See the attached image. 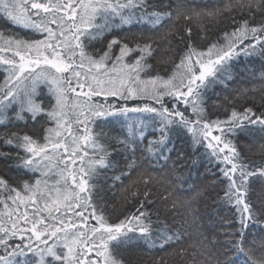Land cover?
Wrapping results in <instances>:
<instances>
[{
  "label": "snow or ice",
  "instance_id": "snow-or-ice-1",
  "mask_svg": "<svg viewBox=\"0 0 264 264\" xmlns=\"http://www.w3.org/2000/svg\"><path fill=\"white\" fill-rule=\"evenodd\" d=\"M206 7L196 10L184 0H0V18L31 34L0 29V66L6 73L0 87V124L6 130L0 141L18 150L0 151V158L12 159L10 167L21 170L10 179L0 175V264H120L113 253L133 241L180 245L183 232L154 237L153 216L158 221L161 211L179 204L195 219L202 191L189 185V197L181 199L175 190L183 189L184 170L198 173L204 161L212 185H224L223 203L237 210L239 228L225 231L223 240L201 234L189 245L195 249L189 264L197 259L199 264H264V240L246 236L251 227L264 232V205L254 208L246 199L250 180L264 182V160L247 159L236 143L242 134L258 133L264 140V112L236 106L256 92L264 104V77L258 86L230 87L241 57L264 58V0H216ZM205 18L213 29L218 22L224 27L219 39L200 48L193 40L207 39L210 29L201 25L194 37L188 22ZM117 19L120 25L147 28L105 39ZM177 50L173 70L157 72L151 61ZM217 84L219 93L213 91ZM221 99L230 107L223 108V119H213L209 110L221 108ZM130 100L150 103H119ZM73 110L87 134L72 131ZM114 116L125 119L123 138L105 131L106 118ZM21 123L39 126V134L17 128ZM253 144L264 154V143ZM50 173L56 176L52 186ZM99 179L110 182V189L119 185L124 202L135 201V211L110 222L117 209L108 211ZM158 184L163 191H154ZM158 202L161 206L150 211ZM183 252L178 248L176 254Z\"/></svg>",
  "mask_w": 264,
  "mask_h": 264
},
{
  "label": "trees",
  "instance_id": "trees-1",
  "mask_svg": "<svg viewBox=\"0 0 264 264\" xmlns=\"http://www.w3.org/2000/svg\"><path fill=\"white\" fill-rule=\"evenodd\" d=\"M156 3H173L174 0H155ZM184 2L191 8L196 10H207L206 6H209L216 2V0H184ZM235 13H233L234 15ZM240 17H237L239 19ZM260 17L256 16L255 20H259ZM114 23V29L112 32L108 33L105 39H110L113 35L117 36H125L130 35L132 33H136L142 29L147 28V25H120L119 20L117 19ZM181 30L185 21L181 20L180 22ZM191 24L193 28V36L195 37L201 31V25L208 27L210 30L207 33V39L198 40L194 39L193 44L198 45L200 48H204L207 46L209 40H217L220 38V28L224 27L221 22H218L216 27L213 29L209 24L208 19H203L200 23L195 21L188 22ZM0 29L11 30L15 33L30 37V33L23 29H12L9 22L0 18ZM247 42V41H246ZM176 43V41H174ZM180 48H183V45H180ZM4 55L10 56L11 53H5ZM180 55L179 50L175 54L164 52L159 60H152L151 63L153 67L156 68L157 72L160 74H164L165 72L170 73L174 67V61L178 63V57ZM81 71H85L86 69H82ZM233 74L235 79L234 84H230V87H247L251 88L253 85H259L261 83V77H264V58L260 56L248 57L247 59L241 57V60L236 64V67L233 69ZM6 73L2 71V66H0V87L3 86L4 79ZM222 85L217 84L213 89L214 92L219 93L221 91ZM40 89L44 92L47 91L45 85L41 84ZM259 92L250 93L249 97L244 99L242 104L238 103L237 109L241 110L243 107L252 108L253 111L259 115L260 112H264V104L261 103L259 99ZM255 96L256 99H252L251 97ZM231 98V97H230ZM75 96L73 95L72 99L69 100V104L72 105V102L75 101ZM115 99V98H110ZM212 99H216L215 96ZM150 103V101L144 100H130L127 102L120 101L119 103H126L129 107L137 106L143 103ZM221 103L222 107L216 110H209L210 113L214 114L212 118H216L219 116L221 119L224 118L225 114L223 112L224 107H230V105H223L222 99L218 101ZM11 114V112L9 113ZM144 114L140 113H129L128 116H141ZM68 119L71 121V129L75 133L77 129H79L80 133H85V125L81 123H77L74 117L73 112L69 113ZM108 123L106 124L105 131L111 133L113 136H120L123 138L127 133V125L124 117H108L106 118ZM11 127V125H8ZM22 131H28L29 134H39L40 129L37 126L33 129L31 123L27 128L21 123L16 126ZM5 125L0 124V132L5 131ZM89 131H95L94 127L89 129ZM146 136L151 137V130H146ZM253 140L258 143H264V140L260 139L259 134L257 133L255 136H246L240 135L236 138V143L239 151L243 156L247 159L256 161L259 163L264 160V154H261L256 150V146L253 144ZM181 141H178L179 144ZM251 149V150H249ZM187 150V149H186ZM0 151L4 152H12L15 153L18 151L13 147H7L0 141ZM89 153H91V149L89 148ZM24 153L21 152V155ZM89 157H84V162H87ZM174 158V156H173ZM117 159H121L117 157ZM13 163L12 159H4L0 158V175L5 176L6 179L14 178L20 173V169L15 167H10ZM81 161H78L77 168L79 167ZM207 167V162L204 161L199 165V172L197 173L195 170L188 171L184 170V185L183 189H176V196L181 199L189 197L190 193L187 190L189 185L194 188L200 189L202 191V196L198 198V203L196 207L199 209L198 215L193 219L191 215H185V209L181 205H177L175 209H171L169 212L161 211L159 214V220L157 221V217L153 216V228L156 230L154 232V237H158L159 234H167L171 235L175 232H183V239L180 245H177L175 241L166 244L163 248L159 246L150 247L149 244L144 241H133L127 246H122L119 249V253H113L114 257L120 261V264H158V262L163 257L166 261V264H189L192 260L191 253L195 251L194 248L189 247L190 244L198 243V238L203 234L204 237H208L211 239L213 235L217 238L223 240V233L227 230L235 231L239 228L238 223V214L237 210L234 207H231L225 203H223L224 196V185L221 183H217L216 185H212V178L209 177L205 173V168ZM213 169L215 170V165H213ZM39 176V173L36 174ZM103 175V172L101 173ZM110 175V173H109ZM156 175L158 177H163V172L159 169L156 170ZM219 175V174H218ZM49 186H52V181L56 179V176L52 173L49 174ZM98 185L103 189L100 192V195L104 198L105 203L108 205V211L111 212L113 207L117 209V211L112 215L110 222H119V220L124 218V215L127 213L135 211V201H130L125 203L120 192L117 189H110L108 187V183L103 179H99L97 181ZM154 191H163V185L158 184ZM247 200L252 202V206L254 208L259 209L262 205H264V182L253 178L249 181V191L246 196ZM170 203V202H164ZM161 204L158 202L156 205L148 206L149 210L152 211L154 208L160 207ZM3 209L0 208V212ZM31 214V209H29ZM87 215V213H86ZM89 224L95 223L94 220L89 219ZM248 232L251 235H248L246 232V236L249 240L255 239L257 242L264 240V232H261L259 227H251ZM184 249L183 256L177 255V249ZM30 259H34L31 258ZM239 260H243V256L238 257ZM197 264H199V260L197 259Z\"/></svg>",
  "mask_w": 264,
  "mask_h": 264
},
{
  "label": "rangeland",
  "instance_id": "rangeland-1",
  "mask_svg": "<svg viewBox=\"0 0 264 264\" xmlns=\"http://www.w3.org/2000/svg\"><path fill=\"white\" fill-rule=\"evenodd\" d=\"M85 91H86V89H85ZM73 103H74V102H72V104H73ZM74 111H75V110H74ZM213 134L215 135L216 133L214 132ZM78 161H79V160H77V163H78ZM76 167H77V165H76ZM94 257H95V253L92 254V258H94Z\"/></svg>",
  "mask_w": 264,
  "mask_h": 264
}]
</instances>
